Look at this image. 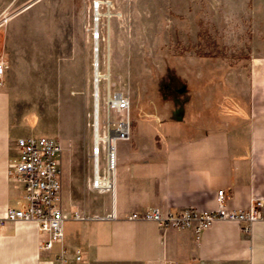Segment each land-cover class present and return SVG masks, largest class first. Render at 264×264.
Returning a JSON list of instances; mask_svg holds the SVG:
<instances>
[{"label":"rangeland","instance_id":"1","mask_svg":"<svg viewBox=\"0 0 264 264\" xmlns=\"http://www.w3.org/2000/svg\"><path fill=\"white\" fill-rule=\"evenodd\" d=\"M98 36L100 72L111 76L101 79V121L110 88L130 97L133 128L140 115L200 89L196 79L217 82L213 95H232L237 80L242 90L264 54V0H0V57L16 133L62 142L72 218L98 206L93 169L84 167L92 158Z\"/></svg>","mask_w":264,"mask_h":264},{"label":"crops","instance_id":"2","mask_svg":"<svg viewBox=\"0 0 264 264\" xmlns=\"http://www.w3.org/2000/svg\"><path fill=\"white\" fill-rule=\"evenodd\" d=\"M183 99L151 116L140 115L129 140L118 144L114 192H98V206L75 220L66 210L63 237L43 248L39 223L0 225V264H264V219L215 220L196 239L195 224L161 229L132 218L156 208L212 211L224 190L227 209L247 210L264 197V54L240 90L213 95L217 82L196 79ZM211 87L209 91L207 88ZM14 96L0 88V217L24 203L23 184L9 171L16 159ZM131 115V112H130ZM92 149V148H91ZM92 150H90L91 152ZM106 157L99 158L105 171ZM87 172L93 161L86 164Z\"/></svg>","mask_w":264,"mask_h":264},{"label":"built area","instance_id":"3","mask_svg":"<svg viewBox=\"0 0 264 264\" xmlns=\"http://www.w3.org/2000/svg\"><path fill=\"white\" fill-rule=\"evenodd\" d=\"M7 62L0 57V88L5 85ZM106 96L105 117L93 123L94 140L91 157L93 161L92 188L98 192H114L118 167V144L131 136V99L123 92ZM102 107V106H101ZM100 107V109H101ZM123 114L116 120L113 113ZM94 115V114H93ZM101 116V115H100ZM16 149V159L10 163V173L23 184L24 203L9 207L0 217V225L8 221L34 220L39 223L40 240L43 248H51L63 237V223L66 220L63 204V180L61 156L63 144L57 138L44 135L20 136L11 143ZM106 157L105 171L100 168V156ZM219 207L212 211H198L195 208L180 209L177 214L162 215L158 209H148L144 214H133L132 218L157 220L161 229L171 225L195 224L197 241L202 232L215 220L223 219L238 223H251L264 219V197L256 198L247 210L227 209L224 206L226 192L218 191ZM75 220L84 219L77 212Z\"/></svg>","mask_w":264,"mask_h":264},{"label":"bare ground","instance_id":"4","mask_svg":"<svg viewBox=\"0 0 264 264\" xmlns=\"http://www.w3.org/2000/svg\"><path fill=\"white\" fill-rule=\"evenodd\" d=\"M97 23H99V22H97ZM96 25H95V27L98 28V24H96ZM97 28H95V29H97ZM95 41L96 42L94 44H95V47L97 46V52H96V48H94V55L97 54V59H96V57L94 59V62H95L94 63V65H95V78H94V80L96 82L97 89H95V93H94V103H93L94 115H93V123L96 121V116H97V121L98 122H99V120L101 118V116H100V114H101V109H100V107H101V97H100L101 96L100 95V93H101V87H100V85H101V79L104 78L108 82H110V79H111V76H110V78H108L107 73L106 74H102L100 72V68H99V63H100V59H99V36L95 39ZM94 137L95 136L93 134V136H92V139L93 140H94ZM92 148H93V144H92Z\"/></svg>","mask_w":264,"mask_h":264},{"label":"water","instance_id":"5","mask_svg":"<svg viewBox=\"0 0 264 264\" xmlns=\"http://www.w3.org/2000/svg\"><path fill=\"white\" fill-rule=\"evenodd\" d=\"M96 52H97V48H96ZM96 59H97V54L95 55Z\"/></svg>","mask_w":264,"mask_h":264}]
</instances>
